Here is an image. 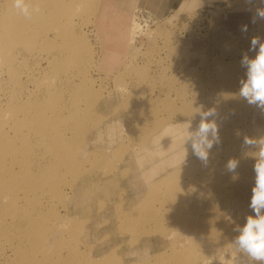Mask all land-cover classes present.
Listing matches in <instances>:
<instances>
[{"label": "rangeland", "instance_id": "1", "mask_svg": "<svg viewBox=\"0 0 264 264\" xmlns=\"http://www.w3.org/2000/svg\"><path fill=\"white\" fill-rule=\"evenodd\" d=\"M43 1L53 2L23 0L24 16L0 0L10 26L27 17L37 28L8 38L0 22V264H259L235 241L253 215L264 138V109L239 95L241 59L255 55L253 37L264 42V5L62 0L33 10ZM209 110L219 143L205 164L188 136Z\"/></svg>", "mask_w": 264, "mask_h": 264}, {"label": "clouds", "instance_id": "2", "mask_svg": "<svg viewBox=\"0 0 264 264\" xmlns=\"http://www.w3.org/2000/svg\"><path fill=\"white\" fill-rule=\"evenodd\" d=\"M248 2H258L264 5V0H248ZM15 7L25 16L30 15V9L27 4L23 3V0H15ZM255 17L264 20V10L257 8ZM241 30L246 32L247 28L243 27ZM249 51L254 52L255 55L251 57L244 55L241 59V66L246 69V77L241 82L239 95L250 105L264 109V42L258 37H253ZM215 115L213 110L202 112L200 114L202 122L190 131L188 136V139H191L192 135L198 137L197 140L192 141V150L196 157L205 164L213 142L219 143L216 123L207 122L209 117ZM210 136L211 139H209ZM244 144L249 148L257 147V143L250 139H245ZM259 146L261 148L260 162L254 165L255 184L249 204L253 215L249 216L246 223L238 230L239 236L235 244L253 261L264 264V138L259 140ZM226 168L228 172L235 173L238 161H228Z\"/></svg>", "mask_w": 264, "mask_h": 264}, {"label": "bare ground", "instance_id": "3", "mask_svg": "<svg viewBox=\"0 0 264 264\" xmlns=\"http://www.w3.org/2000/svg\"><path fill=\"white\" fill-rule=\"evenodd\" d=\"M37 1H39V0H37ZM64 1V0H63ZM63 1L62 0H53V2L52 3H49L48 1H43V2H40V3H38L37 5H35L34 6V9L33 10H37V11H41V10H43V11H41V12H43L44 13V11L47 9H49L50 8V10H51V8L53 9V8H58V9H60V6H65V3H63ZM50 2H51V0H50ZM71 2H73L72 0H71ZM57 4V5H56ZM13 7V6H12ZM15 7V6H14ZM10 8H11V6H10ZM9 8V9H10ZM8 9V10H9ZM14 10V9H13ZM54 10V9H53ZM52 10V11H53ZM56 10V9H55ZM12 11V10H11ZM36 11V12H37ZM49 11V10H48ZM7 12V11H6ZM33 12V11H32ZM31 12V13H32ZM46 12V11H45ZM51 12V11H50ZM53 12H55V11H53ZM57 12V11H56ZM58 12H59V10H58ZM1 13V12H0ZM3 13V12H2ZM1 13V14H2ZM8 13H9V11H8ZM13 13H15V12H13ZM38 13V12H37ZM35 13H33V15H34ZM45 14V13H44ZM53 14H56V13H53ZM52 15V14H51ZM2 16H5V14H2ZM2 16H0V22H1V24H2V26L4 25L5 26V28H6V25L8 26L7 28H9V29H7V30H4L3 28H2V26H0V28L1 29H3V31H11V32H6L5 34H4V36L5 37H8V38H10V37H19L21 34H25V32L27 33V31H29V30H31L32 28V26H31V24L29 23V20H27L28 22H26V23H24L23 21L24 20H26L27 19V17H25V18H23V20L22 19H14L13 21H11L9 18V20L11 21V23H12V25L10 26V22H7L8 20H4V17H2ZM9 16V15H8ZM23 16V15H22ZM25 16V15H24ZM53 16V15H52ZM7 17V16H6ZM11 17V16H10ZM14 17V16H13ZM48 17V16H47ZM51 17V16H50ZM31 18V17H30ZM39 19V18H38ZM45 20H47V19H45ZM49 20V19H48ZM51 20V19H50ZM53 20V19H52ZM16 21H17V23H16ZM32 21V20H31ZM44 21V20H43ZM33 22V21H32ZM37 22V21H36ZM46 22V21H45ZM41 22H39V24H40ZM0 24V25H1ZM16 24V25H15ZM33 24V23H32ZM37 24H38V22L36 23V27H37ZM33 25H35V23L33 24ZM51 25V24H50ZM39 26V25H38ZM35 30L37 29V28H34ZM56 29V28H55ZM35 30L33 31V29L31 30V31H33V33H35ZM49 30H51V29H49ZM1 32V31H0ZM37 32V31H36ZM3 34V33H2ZM59 34V33H58ZM69 34V33H68ZM10 36V37H9ZM28 36V35H27ZM1 38V37H0ZM4 40H5V38H3ZM46 39V38H45ZM7 40V39H6ZM35 40H37V39H35ZM6 42V41H5ZM3 43V42H2ZM48 43H50V42H48ZM1 44V43H0ZM28 44V43H27ZM43 45V44H42ZM71 47V46H70ZM74 47H75V45H74ZM27 48V47H26ZM76 48V47H75ZM2 49V48H1ZM43 49V48H42ZM41 49V50H42ZM66 49V48H65ZM76 50V49H75ZM75 52V51H74ZM77 52V51H76ZM39 53V52H38ZM64 55V54H63ZM53 56H55V55H53ZM57 56H58V54H57ZM69 56V55H68ZM76 56H77V54H76ZM51 57H52V54H51ZM56 57V56H55ZM34 58V57H33ZM48 58V57H47ZM61 58H62V56H61ZM80 58V57H79ZM66 59V58H65ZM49 60V59H48ZM60 60V59H59ZM62 61V60H61ZM65 62V61H64ZM67 62V61H66ZM60 64V63H59ZM64 64H66V63H64ZM59 66V65H58ZM3 70V69H2ZM72 76V75H71ZM18 105V104H17ZM30 105V104H29ZM34 105V104H33ZM33 105L31 106L32 107V109H34L33 108ZM40 105H42V104H40ZM62 106V105H61ZM19 107V106H18ZM29 107V106H28ZM17 108V107H16ZM20 108V107H19ZM22 108V107H21ZM23 108H24V106H23ZM43 108V107H42ZM41 108V109H42ZM18 109V108H17ZM39 109V108H38ZM37 109V110H38ZM45 109V108H44ZM19 110V109H18ZM30 111V110H29ZM41 111H43V110H41ZM18 112V111H17ZM32 112H33V110H32ZM38 112V111H37ZM45 112V111H44ZM253 112H255V111H253ZM23 113V112H22ZM29 113V112H28ZM47 113V112H46ZM54 113H56V111L54 112ZM33 115V114H32ZM47 115V114H46ZM253 115V117L252 118H254L255 119V117H254V114H252ZM28 116V115H27ZM30 116V115H29ZM244 116H246V115H244ZM256 116V115H255ZM33 117V116H32ZM35 117V116H34ZM46 117V116H45ZM239 117V116H238ZM22 118H23V116H22ZM257 118V117H256ZM247 119H248V116H247ZM250 119V118H249ZM249 119H248V121H249ZM253 119V120H254ZM36 120H37V118H36ZM246 120V119H245ZM256 120V119H255ZM39 121V120H38ZM56 121V120H55ZM247 121V120H246ZM32 122V121H31ZM245 122V121H244ZM255 122V121H254ZM247 123V122H246ZM251 123H253V121L251 122ZM250 123V124H251ZM33 124V123H32ZM81 124V123H80ZM79 124V125H80ZM255 125H259V124H257V123H254ZM30 125V124H29ZM249 125V124H248ZM19 126V125H18ZM36 126V125H35ZM260 126V125H259ZM20 127V126H19ZM23 127V126H22ZM26 127V126H25ZM34 127V126H33ZM191 127H193V126H191ZM254 127V126H253ZM27 128H28V126H27ZM181 128V127H180ZM256 128V127H255ZM258 129V128H257ZM260 129V128H259ZM21 130V129H20ZM23 131H25L24 129H23ZM179 131V130H178ZM32 132V131H31ZM57 132V131H56ZM166 132V131H165ZM164 132V133H165ZM27 133H29V132H27ZM185 133V132H184ZM18 134V133H17ZM21 134V133H20ZM4 135H5V133H4ZM6 135H7V133H6ZM5 135V136H6ZM33 135V134H32ZM37 135V134H36ZM179 135V134H178ZM188 135V134H187ZM22 136H24V135H22ZM28 136H29V134H28ZM58 136V135H57ZM63 136V135H62ZM163 136H167V134L166 135H163ZM170 136V135H169ZM168 136V137H169ZM16 137V136H15ZM20 137V136H19ZM39 137V136H38ZM177 137V136H176ZM192 137H193V135H192ZM2 138V137H1ZM11 138H13V135H11ZM17 138V137H16ZM22 138V137H21ZM18 139V138H17ZM3 140V139H2ZM6 140V139H5ZM4 140V141H5ZM19 140V139H18ZM23 140V139H22ZM39 140V139H38ZM162 140V139H161ZM9 141V140H8ZM14 141V140H13ZM12 141V142H13ZM175 141V140H174ZM188 141V140H187ZM10 143H11V139H10V141H9ZM15 142V141H14ZM168 142V141H167ZM5 143V142H4ZM8 143V142H7ZM16 143V142H15ZM237 143H239V141L237 142ZM236 143V144H237ZM160 144V143H159ZM177 144V143H176ZM179 144V143H178ZM177 144V145H178ZM234 144V143H233ZM6 145H8V144H6ZM11 145H13V144H11ZM17 145V144H16ZM172 145V144H171ZM176 145V146H177ZM240 146H242V144L240 145ZM7 147V146H6ZM14 147V146H13ZM18 147H20V145L18 146ZM171 149H173V148H171ZM175 149V148H174ZM120 150V149H119ZM10 151H12V149L10 150ZM181 152V151H180ZM177 153V152H176ZM60 155V153L58 154V156ZM179 155V154H178ZM5 156V155H4ZM9 156V155H8ZM168 157H170L169 155H167ZM11 157V156H10ZM57 157V156H56ZM185 157V156H184ZM59 158V157H58ZM1 159V158H0ZM2 159H4V158H2ZM177 159V158H176ZM171 160V159H170ZM173 160V159H172ZM184 160V159H183ZM186 160V159H185ZM13 162V161H12ZM16 162V161H15ZM18 162H19V160H18ZM169 162V161H168ZM173 162V161H172ZM220 162V161H219ZM1 163V162H0ZM3 163V162H2ZM225 163V162H224ZM219 164V163H218ZM221 164V163H220ZM1 165V164H0ZM6 165H10L9 163L8 164H6ZM20 165V164H19ZM241 165V164H240ZM225 166V165H224ZM2 168H4V167H2ZM225 167H223V169H224ZM57 169V168H56ZM150 169V168H149ZM156 169H158V168H156ZM212 169V168H211ZM238 169V168H237ZM243 169V168H242ZM14 171V170H13ZM16 171V170H15ZM152 171V170H151ZM155 171V170H154ZM157 171V170H156ZM160 171V170H159ZM210 170L208 169L207 170V172H209ZM213 171V175H215L216 173L214 172V170H211V172ZM239 171H242V170H239ZM1 172H2V170H1ZM12 172V171H11ZM219 172V171H218ZM215 173V174H214ZM235 173H238L237 171L235 172ZM239 173H241V172H239ZM39 174V173H38ZM19 175V174H18ZM145 175V174H144ZM213 175H212V180H210V179H208V181H210V182H212L214 179H213ZM203 176H205V175H203ZM232 176V175H231ZM146 177V176H145ZM215 177V176H214ZM165 178V177H164ZM216 178V177H215ZM230 178V177H229ZM233 178V177H232ZM226 179V178H225ZM235 179V178H234ZM1 180H3V179H1ZM222 180V179H221ZM215 181V180H214ZM224 182V181H223ZM222 182V183H223ZM227 182V181H226ZM235 182H237V180L235 181ZM221 183V184H222ZM233 183H234V181H233ZM240 184H241V182H240ZM39 185V184H38ZM47 185V184H46ZM234 187V186H233ZM39 188V187H38ZM251 191V190H250ZM251 195H252V193H250ZM208 197H209V194H208ZM210 198V197H209ZM13 203H14V201H13ZM223 203V202H222ZM220 209V208H219ZM227 209H228V207H227ZM232 213V212H231ZM227 218V217H226ZM226 221V220H225ZM43 237V236H42ZM39 243V242H38ZM230 247V246H229ZM229 247H227L226 249H229ZM226 249H224L223 251H225ZM212 256H217L216 254L215 255H212ZM215 257H212V258H215ZM209 260H211V258L209 259ZM227 264V263H226Z\"/></svg>", "mask_w": 264, "mask_h": 264}, {"label": "crops", "instance_id": "4", "mask_svg": "<svg viewBox=\"0 0 264 264\" xmlns=\"http://www.w3.org/2000/svg\"><path fill=\"white\" fill-rule=\"evenodd\" d=\"M124 1L129 2L130 4H133V1H136V0H124ZM144 1L147 3L148 7L153 10V8H155V7L157 8L159 5H161V3H163L164 0H137L136 2L138 3V6H141V5L145 4ZM112 129H113V127H112ZM114 129H116V128L114 127ZM115 131H116V133L118 132L117 130H115ZM113 134H115V132H113Z\"/></svg>", "mask_w": 264, "mask_h": 264}]
</instances>
